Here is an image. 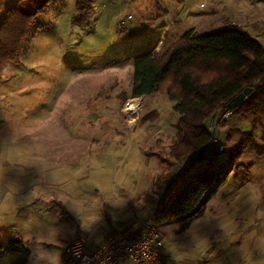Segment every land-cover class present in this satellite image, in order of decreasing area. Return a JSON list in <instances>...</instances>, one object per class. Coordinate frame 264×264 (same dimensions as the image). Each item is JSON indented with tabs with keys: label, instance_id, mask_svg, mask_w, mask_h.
I'll use <instances>...</instances> for the list:
<instances>
[{
	"label": "rangeland",
	"instance_id": "374dc122",
	"mask_svg": "<svg viewBox=\"0 0 264 264\" xmlns=\"http://www.w3.org/2000/svg\"><path fill=\"white\" fill-rule=\"evenodd\" d=\"M17 1L0 0V10ZM75 1L52 0L19 62L0 72V244L21 240L27 264H64L66 241L88 236L93 251L107 232L155 217L172 264H264V155L245 149L230 160L241 132L261 143L264 112L254 123L229 110L220 124L225 149L212 145L189 169L190 158L172 164L169 154L173 102L161 92L130 97L133 58L160 56L189 30L239 27L264 48V0H95L85 25L74 22ZM221 168L188 229L156 213L192 173ZM180 169L186 176L165 191Z\"/></svg>",
	"mask_w": 264,
	"mask_h": 264
},
{
	"label": "trees",
	"instance_id": "16d2710c",
	"mask_svg": "<svg viewBox=\"0 0 264 264\" xmlns=\"http://www.w3.org/2000/svg\"><path fill=\"white\" fill-rule=\"evenodd\" d=\"M51 1L44 0L39 5L38 0H18L5 9L0 21V72L6 64L19 62L20 52L36 17ZM94 2L75 1L76 24H86L93 13ZM237 28L230 26L222 32L204 36L189 30L160 56L148 51L133 58L130 97L140 98L161 92L173 102V110L179 116L174 125L175 137L169 146L172 164L190 158V169L195 160L204 158L213 145L212 136L206 129L207 120L226 108V104L246 88L252 89L248 97L229 110L232 114L251 118L254 123L260 121V114L264 112V48ZM241 136L243 140L237 145V151L230 155L231 161H235L234 155L240 157L245 149L258 156L264 155V137L261 143H257L251 132H241ZM151 156L168 163L160 155L154 153ZM214 157L206 158L207 162L211 163ZM179 171L171 177L165 191L175 184L172 182L176 177L183 179L186 176L187 171ZM226 171L221 168L192 173L156 213L179 221L181 231L188 229L193 220L202 216L218 185L206 197L205 194ZM165 177L158 176L157 188L160 189ZM154 211L152 209L150 214ZM116 233L111 231L106 239ZM30 254L21 240L0 244V264H27ZM162 259L172 264L164 255Z\"/></svg>",
	"mask_w": 264,
	"mask_h": 264
},
{
	"label": "built area",
	"instance_id": "2783aa9c",
	"mask_svg": "<svg viewBox=\"0 0 264 264\" xmlns=\"http://www.w3.org/2000/svg\"><path fill=\"white\" fill-rule=\"evenodd\" d=\"M131 19L132 16L127 15L118 24L123 26ZM229 114V109L224 108L207 120L206 129L218 150L225 148L220 124ZM87 237L76 236L65 245L64 264H169L162 259L163 240L155 217L149 218L140 229L129 227L111 235L93 251L87 250Z\"/></svg>",
	"mask_w": 264,
	"mask_h": 264
},
{
	"label": "crops",
	"instance_id": "0c3cea01",
	"mask_svg": "<svg viewBox=\"0 0 264 264\" xmlns=\"http://www.w3.org/2000/svg\"><path fill=\"white\" fill-rule=\"evenodd\" d=\"M212 1H214V0H212ZM9 5H11V4H10L9 2H7V3H5L4 6H2V8H1V10H0V21H1L2 17H3V14H4V12H5V9H6ZM211 14H212V12H211ZM161 185H163V182H162ZM141 224H142V223H141ZM139 225H140V224H139ZM140 228H141V226H137V227H135L134 229L137 230V229H140ZM124 230H125L124 227H121L120 229H118V230H114V231L117 232L116 234H118V233L123 232ZM110 232H111V231H109V233H110ZM107 234H108V232L105 234L103 240L97 245V247L100 246V245L105 241V239H106V237H107ZM113 235H114V234H113ZM69 241H70V240H68V241H66L65 243H63L62 246H61V248H59V251H60V255H61L62 260H63L62 249L64 248V246H65ZM95 248H96V247H95ZM163 255L166 257L164 251H163ZM30 256H31V254H30Z\"/></svg>",
	"mask_w": 264,
	"mask_h": 264
},
{
	"label": "water",
	"instance_id": "95a60500",
	"mask_svg": "<svg viewBox=\"0 0 264 264\" xmlns=\"http://www.w3.org/2000/svg\"><path fill=\"white\" fill-rule=\"evenodd\" d=\"M251 88H246L243 90V92H241L240 94H238L237 96H235L234 98H232L227 104H226V109H232L234 108L236 105H238L239 103H241L242 101H244L248 95L251 93Z\"/></svg>",
	"mask_w": 264,
	"mask_h": 264
}]
</instances>
